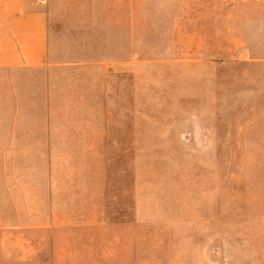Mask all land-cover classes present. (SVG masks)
I'll list each match as a JSON object with an SVG mask.
<instances>
[{
  "label": "rangeland",
  "instance_id": "1",
  "mask_svg": "<svg viewBox=\"0 0 264 264\" xmlns=\"http://www.w3.org/2000/svg\"><path fill=\"white\" fill-rule=\"evenodd\" d=\"M51 8L53 65L0 70V264H264V0Z\"/></svg>",
  "mask_w": 264,
  "mask_h": 264
},
{
  "label": "crops",
  "instance_id": "2",
  "mask_svg": "<svg viewBox=\"0 0 264 264\" xmlns=\"http://www.w3.org/2000/svg\"><path fill=\"white\" fill-rule=\"evenodd\" d=\"M45 1L0 0V70L24 72L53 65L50 63L49 46L53 43L54 18L50 16L51 0H47L46 5ZM126 18H129L128 14ZM130 18H133L132 14ZM68 19L63 25L64 30L69 31H63V34L77 35L73 43H78V46H101L102 12L77 10ZM125 35L121 44L129 46L128 31ZM62 43V46H69L65 39ZM34 226L38 227L21 224L12 227L14 230L1 231L12 233L19 231L18 228L25 230Z\"/></svg>",
  "mask_w": 264,
  "mask_h": 264
},
{
  "label": "built area",
  "instance_id": "3",
  "mask_svg": "<svg viewBox=\"0 0 264 264\" xmlns=\"http://www.w3.org/2000/svg\"><path fill=\"white\" fill-rule=\"evenodd\" d=\"M40 1H42V0H40Z\"/></svg>",
  "mask_w": 264,
  "mask_h": 264
}]
</instances>
